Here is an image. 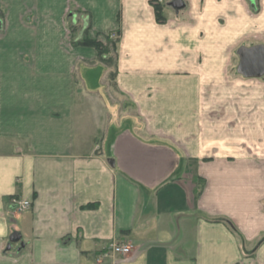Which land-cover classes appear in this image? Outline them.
<instances>
[{"label":"crops","instance_id":"0c3cea01","mask_svg":"<svg viewBox=\"0 0 264 264\" xmlns=\"http://www.w3.org/2000/svg\"><path fill=\"white\" fill-rule=\"evenodd\" d=\"M183 1L0 0V264H264V114L209 76L264 0ZM81 19L119 32L111 82Z\"/></svg>","mask_w":264,"mask_h":264},{"label":"rangeland","instance_id":"374dc122","mask_svg":"<svg viewBox=\"0 0 264 264\" xmlns=\"http://www.w3.org/2000/svg\"><path fill=\"white\" fill-rule=\"evenodd\" d=\"M169 1L170 0H150V4L153 7L155 19H156L155 11L157 10L158 16L161 20V22H158L156 20L158 23H165L170 16L173 17L176 16V14L173 11L174 8L168 4ZM244 2L248 6L249 15L259 16L261 12L260 6L262 4V0H244ZM84 22H85L84 19L80 20L79 28H81L84 25ZM260 31L256 30V35L254 36V40L251 41V43H256L264 46V28H262ZM95 37L98 38V40H101L103 43L107 42V39H105L102 35H97ZM116 39H119L118 34L113 33L110 35L109 40H116ZM108 46H110L111 48V45ZM224 61L225 62L222 64V68H209L210 80L223 82L222 85H224L222 86L223 88L217 90L220 91L221 93L220 102L226 103L227 101L226 100L223 101V99L232 98L234 95L239 96L238 94H240L243 97L246 94H247L246 96H248V94H250L249 86H251L253 87L251 91L254 92L252 93L253 94L252 96L256 97V101L254 102V105L256 106L258 113L264 114V74L260 75L259 77H252V78H247L246 76L244 77L243 73H241L238 70L240 64L239 63L240 55L236 51V49L227 50L224 57ZM181 74H183V72ZM239 82H240V88L234 87V86H238ZM236 89L239 90L237 91L238 94H232V92L235 91ZM113 95L114 97L119 96L118 94L115 93ZM241 103H242L241 105L242 108H247L249 107V103L252 102L247 100L246 101L242 100ZM244 103H248V104L243 105ZM212 106L213 105H210L209 112L213 110Z\"/></svg>","mask_w":264,"mask_h":264},{"label":"trees","instance_id":"16d2710c","mask_svg":"<svg viewBox=\"0 0 264 264\" xmlns=\"http://www.w3.org/2000/svg\"><path fill=\"white\" fill-rule=\"evenodd\" d=\"M156 20L161 22L157 10L155 11ZM90 25H85L79 28V26L69 24L68 28L70 31V42L72 45L80 46H91L94 47L97 51V60L110 68L108 73V80L113 81L115 77V67L117 60V42L116 40H109L110 35L113 33L119 34L118 30L115 32H110L108 34H99L102 35L107 42L103 43L101 40H98L96 37H90L88 35V29ZM111 45V48L110 46ZM113 57V59H112Z\"/></svg>","mask_w":264,"mask_h":264},{"label":"water","instance_id":"95a60500","mask_svg":"<svg viewBox=\"0 0 264 264\" xmlns=\"http://www.w3.org/2000/svg\"><path fill=\"white\" fill-rule=\"evenodd\" d=\"M175 10L184 7L183 0H170L168 3ZM240 55V64L238 70L245 76H260L264 74V47L256 46L253 48H240L238 51ZM20 236L13 233L10 236V241L18 242Z\"/></svg>","mask_w":264,"mask_h":264},{"label":"built area","instance_id":"2783aa9c","mask_svg":"<svg viewBox=\"0 0 264 264\" xmlns=\"http://www.w3.org/2000/svg\"><path fill=\"white\" fill-rule=\"evenodd\" d=\"M14 209L21 210L22 208L28 207L29 206V201L27 200H20L19 198H16L15 196L11 200ZM132 249V246L128 243L122 242V241H114L112 244L103 251L99 256H98V261L99 259H102L105 256H114L116 254H121V255H126L128 254Z\"/></svg>","mask_w":264,"mask_h":264}]
</instances>
